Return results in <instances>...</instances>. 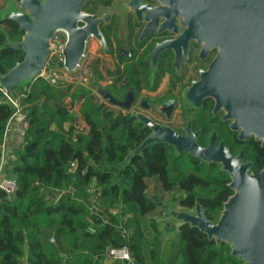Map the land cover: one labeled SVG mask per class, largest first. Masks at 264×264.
I'll list each match as a JSON object with an SVG mask.
<instances>
[{
	"label": "trees",
	"instance_id": "16d2710c",
	"mask_svg": "<svg viewBox=\"0 0 264 264\" xmlns=\"http://www.w3.org/2000/svg\"><path fill=\"white\" fill-rule=\"evenodd\" d=\"M22 37L15 23L0 22L1 74L23 60L22 52L7 46ZM31 85L35 90L15 95L27 128L15 152L19 158L9 164L17 193L9 197L0 191V264H105L107 248L124 246L135 264H242L231 257L229 246L217 247L189 225L164 242L149 218L159 202L148 196L147 183L157 178L166 192L185 193L180 208L194 210L198 202L207 220L216 222L233 194L218 165L154 145L124 166L128 153L148 136L134 117L117 114L86 88H77L71 96L72 102L83 101L78 117L73 105L66 107L61 90L39 78ZM16 113L0 105V147ZM80 119L84 129L76 127ZM93 186L102 193V217L89 210ZM70 189L73 196L59 194Z\"/></svg>",
	"mask_w": 264,
	"mask_h": 264
},
{
	"label": "water",
	"instance_id": "95a60500",
	"mask_svg": "<svg viewBox=\"0 0 264 264\" xmlns=\"http://www.w3.org/2000/svg\"><path fill=\"white\" fill-rule=\"evenodd\" d=\"M5 1L7 8L0 13V22H13L23 33L20 41L8 42L7 46L22 52L24 58L5 74L0 73L4 95L0 105L14 111L16 90L57 68L74 72L90 37H95L105 51L104 39L97 29L101 16L81 12L87 0ZM157 1L160 4L157 10L165 5L173 8L170 23L173 29L176 16L182 18L185 30L178 41L196 40L203 46V56L208 51H217L208 70L200 72V81L186 90L184 99L189 107L200 109L204 100L212 99L213 114L224 112L223 120L231 122L230 129L238 132L239 140L254 137L264 147V0ZM79 22L85 25L79 28ZM60 32L67 36L62 52L64 62L57 67L47 66L51 52L56 50L53 40ZM147 35L145 31L142 39ZM170 48H175L173 42L156 45L150 57L156 61L161 50ZM101 96L105 102L125 110L135 101L129 98L116 101L106 91ZM133 117L150 134L136 150L128 153L124 166L151 146L166 145L175 150L177 157L188 155L200 164L218 165L229 176L228 188L233 194L223 204L216 223L207 220L198 202L194 213L180 211L173 204L166 206L168 217L198 229L217 247L226 244L231 257L242 264H264V169L249 175L250 165L242 164L241 155L233 157L223 142L216 145V133L208 147H202L197 143L200 132L192 133L190 123L187 136L182 137L142 114L135 113Z\"/></svg>",
	"mask_w": 264,
	"mask_h": 264
},
{
	"label": "flooded vegetation",
	"instance_id": "af4514ba",
	"mask_svg": "<svg viewBox=\"0 0 264 264\" xmlns=\"http://www.w3.org/2000/svg\"><path fill=\"white\" fill-rule=\"evenodd\" d=\"M158 7L160 4L157 0H87L82 8L83 14L102 18L97 29L104 39L105 51L93 36L86 42V51L93 52L92 67L109 61L115 67L106 77L109 85L107 90L102 91H106L116 101L122 102L128 98L135 100L127 110L110 103L108 107L114 111H123L124 115L131 117L135 113L142 114L158 125L173 129L182 137L187 136L186 129L190 123L192 133L200 132L197 143L202 147H208L211 136L216 133L217 146L223 142L233 157L241 155L242 164L250 165L249 175L259 173L264 169V147L261 142L254 137L245 141L239 140L238 132L230 129L231 122L223 120L224 112L213 114L212 99L204 100L200 109L190 108L184 99L186 90L194 82L200 81V72L208 70L217 51H208L203 56V46L196 40L190 39L186 43L183 40L178 41L185 30L182 18L176 16L173 29L170 25L173 8L165 5L164 9L157 10ZM84 25L82 22L78 23L79 28ZM148 25L150 27L146 29ZM145 31L148 35L142 39ZM62 34L66 45L67 36L62 32L56 35ZM164 42H173L175 48L161 50L154 61L150 55L156 45ZM166 76L171 78L169 82L174 81L179 86L188 79L189 82L183 88L180 98H175L178 95L174 93V97L152 103L162 99L159 96L160 85ZM102 91L99 92L100 96ZM152 97L155 100H151ZM179 108L182 118L185 115L186 119L184 125L177 129L172 121ZM146 131L149 135L150 131ZM181 209L183 212L192 213L191 210Z\"/></svg>",
	"mask_w": 264,
	"mask_h": 264
},
{
	"label": "built area",
	"instance_id": "2783aa9c",
	"mask_svg": "<svg viewBox=\"0 0 264 264\" xmlns=\"http://www.w3.org/2000/svg\"><path fill=\"white\" fill-rule=\"evenodd\" d=\"M53 43L56 45V50L51 52L49 60L47 62V66H55L57 67L59 64L64 62L63 57V48L65 46V41L62 35H56ZM92 58L93 52L91 50H87L74 72H68L65 69L57 68L55 71L51 72L49 75L44 76L41 75L38 77L39 79L45 81L48 85L61 90L65 95L71 93L77 88H87L94 79L93 71H92ZM0 92L2 90L0 89ZM3 93V92H2ZM21 95L20 97H23ZM14 105L17 107V101L14 100ZM12 119L8 122L5 133L4 140L0 147V158L2 159V163L0 164V191L6 194L9 197L14 196L18 190V182L14 176L6 175L4 162L7 160L8 156V148H7V138L9 128L11 126ZM75 193L74 189H70L67 191H60L61 195H70L73 196ZM101 197L102 193L98 187L93 186L91 190V202H90V213L95 216L102 217V209H101ZM163 217L167 218L168 215L165 211H163ZM169 219V217H168ZM89 232H93L92 228H89ZM52 243H55L54 238L50 240ZM103 262L105 264H135L132 254L128 246H124L121 248H107L103 253Z\"/></svg>",
	"mask_w": 264,
	"mask_h": 264
},
{
	"label": "rangeland",
	"instance_id": "374dc122",
	"mask_svg": "<svg viewBox=\"0 0 264 264\" xmlns=\"http://www.w3.org/2000/svg\"><path fill=\"white\" fill-rule=\"evenodd\" d=\"M1 3H2V5H1ZM0 6H1V9H3L5 7V3L3 0H0ZM114 70H115V67L112 66V63L110 61H109V63L108 62H101L99 65H95L94 66V72H95L96 79L98 80V83L94 87L91 86V84H90L87 88V89H89L90 92H92V95L96 97V100L99 101V103H104L107 106H108V103L105 102L102 99V97H100L99 92L107 89V86H109V85L107 84L108 82L105 81V77L108 76L110 71L113 72ZM194 75H195V73H194ZM169 80L171 81V78H169L168 76L163 78L161 85H160V94H159V96H161L162 99L155 100L154 97H152L151 100H155L152 103H155V102L160 101V100H165L168 97H174V95H175L174 93H177V95H178L175 98H177V99H178V97L180 98V94H181L183 88L186 86L187 82H189V79H188L184 82V84H181L179 86V85L175 84L174 81L169 82ZM34 86L35 85H31L28 88H24V89L21 88L19 91H16V94L25 95V92H27L29 90H35ZM147 98H149V97H147ZM180 105H182L181 102H180ZM66 107L70 108L71 105H69V103H68V104H66ZM16 109H17V113L19 112L22 116L24 107L20 106V104L17 103ZM115 112L117 114H120V113L124 114L125 113L123 111H115ZM159 118H161V120H164L161 116H159ZM185 119H186L185 115L182 118V111L179 108L174 115L172 125L178 129L184 125L183 122L185 121ZM13 124L15 125L16 121H13ZM13 151L14 150H12V152L9 154V158H10L9 163L12 161L11 158H12ZM182 157L186 158L187 156L185 155ZM147 184H148V192L147 193H148V196L150 198L157 200L159 202V204H162V205L173 204L178 210H180V211L182 210L181 208L179 209V202L183 198H185V193L183 191H181L180 189H176L172 192H166L162 188L159 180L157 181L156 179L153 180L152 183L148 182ZM193 211L194 210H191L192 213H193ZM158 212H159V216L156 219L161 222L160 224L157 225L158 231L161 235V239L164 242L171 241L172 239L174 240V238L177 235L179 228L182 224L177 223L173 219H170L174 223V224H172L169 221L168 217L167 218L163 217L164 212L162 210H158Z\"/></svg>",
	"mask_w": 264,
	"mask_h": 264
},
{
	"label": "crops",
	"instance_id": "0c3cea01",
	"mask_svg": "<svg viewBox=\"0 0 264 264\" xmlns=\"http://www.w3.org/2000/svg\"><path fill=\"white\" fill-rule=\"evenodd\" d=\"M4 1V3H5V7L3 8V9H1V6H0V13L1 12H3L4 10H6V8H7V4H6V1L5 0H3ZM1 5H2V3H1ZM4 5V4H3ZM92 71H93V75H94V79H93V82L91 83V86H96V84L98 83V80L96 79V76H95V72H94V67H92ZM105 81L107 82V79H106V77H105ZM108 84V83H107ZM90 86V87H91ZM28 87H30V86H27V87H24V88H28ZM24 88H22V89H24ZM88 88V87H87ZM86 88V89H87ZM107 88H108V86H107ZM20 89H18V90H16V91H19ZM87 90H89V89H87ZM107 90V89H106ZM16 91H15V95H17V96H21V95H19V94H16ZM74 91H72L71 93H68L67 95H65L64 96V101H65V105L66 104H68L69 103V105H73V107H72V113H74L76 116H80V107H81V105H82V100H80V101H75V102H72V96H71V94L73 93ZM101 97V96H100ZM103 99V98H102ZM13 121H16V124L14 125L13 124ZM76 127L78 128V129H80V128H85V126L82 124V120L80 119L79 120V122L76 124ZM11 128V129H10ZM10 128H9V134H8V138H7V148H8V151H7V153H8V156H7V160H5L6 162H4V166H5V173H6V175H10L11 174V167H9L10 165V163H9V160H10V158H9V154L12 152V150H14L13 151V153H12V161L14 162V161H16V160H18V158H19V156L17 155V154H15V152H18V150H19V148H20V146H21V144L23 143V140H24V134H25V130H26V128H27V125H26V122H25V115L24 114H22V116H21V114L18 112L13 118H12V122H11V126H10ZM50 129L51 128H53V124L52 125H50V127H49ZM2 163V159L0 158V164ZM76 167V165H75V163H71L70 164V168H75ZM11 176V175H10ZM157 180L158 181V179L157 178H150L149 180H148V182H150V183H152V181L153 180ZM162 204H159V207H158V210H162L163 211V208L164 207H162L161 206ZM166 206H169V205H166ZM158 210L156 211V213L154 214V215H152V216H150L149 218H151L150 220H153L157 225L158 224H160L161 222L159 221V220H157L156 218L159 216V212H158ZM166 212V211H165ZM149 220V221H150ZM169 221L172 223V224H174L171 220H170V218H169ZM159 232V231H158ZM160 234V233H159ZM155 236V235H154ZM177 236V235H176ZM175 236V237H176Z\"/></svg>",
	"mask_w": 264,
	"mask_h": 264
}]
</instances>
